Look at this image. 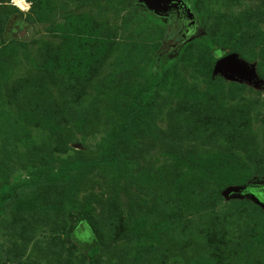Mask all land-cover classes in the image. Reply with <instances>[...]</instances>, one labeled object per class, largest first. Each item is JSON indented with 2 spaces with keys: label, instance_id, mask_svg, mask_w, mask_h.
<instances>
[{
  "label": "rangeland",
  "instance_id": "obj_1",
  "mask_svg": "<svg viewBox=\"0 0 264 264\" xmlns=\"http://www.w3.org/2000/svg\"><path fill=\"white\" fill-rule=\"evenodd\" d=\"M33 7L39 16L31 12ZM196 10L204 30L186 39L170 57L173 60L191 43L165 71L154 103L155 119L147 117L124 134L126 145L116 164L98 166L93 161L122 136L123 119L142 88L153 55L158 48L165 49L161 28L145 17L136 0H0V185L30 184L16 191L0 218V264H213L197 235L203 225L222 228L231 243L214 264H264L263 208L252 200L235 205L220 194L221 201L211 212L196 206L191 197L193 184L199 181L242 187L252 169L264 173V58L246 62L254 67L255 83L221 77L222 83L220 76L213 75V67L209 70L206 48L194 42L208 33L209 41L219 48L216 56L220 51L242 54L238 29L255 25L264 32V0H198ZM47 42L78 52V61L70 58L77 64L71 63L74 78L79 77L87 91L82 99L93 111L89 119L93 128L74 130L68 144L64 138L55 147L24 129V123L32 121V116H26L32 111L28 101L27 108L17 111L8 100L12 82L24 77ZM90 44L91 58L83 48ZM58 68L68 73L71 65L66 69L59 63ZM230 83L237 87L227 97ZM21 89L26 90L25 85ZM39 89L57 94L49 83L34 87L36 93ZM206 93L219 106L231 101L228 114L246 130V152L236 145L231 148L243 158L239 165L219 147L217 130L203 133L199 142L183 144L177 131L161 118L178 101L196 104ZM45 101L47 111L54 110L55 104L61 106L57 100ZM51 172L59 178L52 180ZM171 176L175 185L166 194ZM260 192L264 197V188ZM178 195L182 201L178 225L188 232L175 240L169 238L167 223L160 221L158 213L164 200ZM112 206L122 215L130 210L134 215L129 241L110 240ZM78 220L82 222L75 228ZM94 237L100 253L90 257Z\"/></svg>",
  "mask_w": 264,
  "mask_h": 264
},
{
  "label": "trees",
  "instance_id": "obj_2",
  "mask_svg": "<svg viewBox=\"0 0 264 264\" xmlns=\"http://www.w3.org/2000/svg\"><path fill=\"white\" fill-rule=\"evenodd\" d=\"M188 1L192 4V8L201 25L200 15L196 10L198 0ZM137 7L141 9L138 5ZM31 12H33L34 15L37 14V16L40 14L38 8L35 9L34 7ZM143 13L145 17L150 18L155 24L159 25L162 30V37L164 40L166 37V28L163 24L147 14L146 11H143ZM202 27L203 26L201 25V28ZM69 30L74 31L72 27H69ZM237 35L242 53L239 54L240 59L246 63L251 62V60H254L255 57L260 59L264 58V32H262L258 26L243 25L238 29ZM208 37L209 34L207 33L206 37L194 42L200 41L206 48V52L209 55V70H212L214 63L217 60L216 52L219 48L215 47L213 43L209 41ZM190 44L188 43L182 47L178 56L173 58V60L167 57V54H162L163 49L160 50V48H158L159 51L157 55H153L149 63L142 88L132 99L128 112L123 119V125L120 130L122 136H118L112 140L103 156L98 158L96 161H93L94 164L98 166L116 164L126 145L125 139L127 136H124V134L128 132L131 127L136 128V126H140L141 121L147 117H150L153 120L155 119L152 117L155 111L154 103L156 101L157 91L162 86L165 71L169 66L177 61V59L184 52V49ZM85 46H83L85 53L89 58H91V50L93 46L92 44L88 46L89 48ZM97 47L98 45L95 46L96 49H98ZM257 48H260L259 52H256ZM96 49L93 50L94 54ZM243 54L249 55L250 57L247 59ZM70 58H72L75 62L79 59L78 52L73 48L67 51L62 47L60 48L57 45H54L52 42H47L44 45L42 44L41 49H39L34 55L32 63L29 64V68L24 72V77H17V79L12 82L8 91L9 103H11L15 110L18 111L27 107H30L32 110L26 113L27 117L32 116V121L27 120L26 123H24V129H31L32 132L40 135L48 142H52L54 147L58 145V142L61 139L64 138H68V141L66 142V144H68L71 138H73L72 135L74 130L78 132H85L88 128L94 127L91 122L92 120H89L91 118V112L93 111L82 99L83 95H85L87 91L83 89V85L81 81H79V77L74 78V66L71 64L73 62H71ZM59 63L66 66V69H68V64L71 65V70L68 71V73L59 71ZM260 69L261 65L258 67L259 72ZM261 77L264 78L262 74ZM218 79L223 83L224 80L221 77H218ZM46 81H48L53 88L55 86L57 94H43L41 89H39L37 93L34 91V87L36 89L38 87L41 88V86H46L48 84ZM23 85H25L26 90L21 89ZM236 87L237 84L230 83L227 97L228 94L229 96L231 95L230 92ZM30 94L33 95V99L29 98ZM207 95V93L203 95V98H201L199 103L196 104L195 102L188 100L185 102L178 101L175 106L167 108L166 115L161 118H164V120L168 122V127L171 130L175 129L177 131L178 140L183 144L194 141L199 142L203 138V133L217 130V133L220 134L218 137L221 138V145L219 147L227 151L229 161L232 160L235 166L239 165L243 163V158L240 157V154L237 155L236 152V154L233 153L231 148L236 145L239 151L246 152V130L240 126L241 123L238 119H235V117L231 114H228L229 109L232 107L231 101H229V104L227 105L219 106L216 100H212L209 97L207 98ZM45 98L50 101H60L61 106L58 105L57 107L55 104L52 106L55 107L54 110L47 111V101H45ZM25 100L28 101V106L26 105ZM48 103L50 102L48 101ZM31 112L33 113L32 115ZM230 168L232 170L236 169L232 166H230ZM51 175L53 177L52 180L58 179L60 176L57 172H51ZM253 180L264 181V173L252 169L251 172L248 173L247 177L242 181V184L248 186ZM196 183L197 184H193L195 186H193L191 190V197L194 198L196 206L213 212L218 202L221 201L220 194L227 188V182H216L214 185H209L204 181ZM22 185L26 187L30 186L29 183L22 184V182L18 181H14L11 185H0V218L7 212L11 204L10 201L14 198L16 191H18ZM174 185L175 184L172 181L171 176L169 177L168 185L165 190L166 194L172 192V190L167 189L168 187H173ZM261 188H264V186L257 188L259 193H261ZM180 199H182V197H180ZM166 200H168L169 203H167ZM166 200H164L163 204L160 206L158 214L160 216V221L167 223V233L169 234V238L176 240L185 236L188 232L186 226L178 225V214L181 212L180 203L182 201L179 200V195ZM235 200L236 201L230 199L229 201L230 203L236 205V203H241V201L249 202L252 199L248 197ZM256 206L258 205L256 204ZM256 206L254 207L256 208ZM112 208L113 209L109 215L112 230L110 240L129 241L131 235L128 229H135V219L132 211L130 210L126 212V215H122V210L117 206H112ZM80 222L82 221L78 220L75 228ZM197 235L201 239L205 255L208 256L207 258L209 262L213 264L216 263L215 257L220 256L227 245L229 249V244H231L227 239V234L222 230V228L211 230L208 226L203 225V227L197 232ZM213 236L217 242L213 240ZM249 239L251 242L252 237ZM219 240H226V243L224 242L225 244L222 243L220 245V242H218ZM192 241L195 240L192 239ZM93 242L95 247L89 251L90 257H95L100 253L98 239L94 237ZM249 244H247L246 248H248Z\"/></svg>",
  "mask_w": 264,
  "mask_h": 264
},
{
  "label": "water",
  "instance_id": "obj_3",
  "mask_svg": "<svg viewBox=\"0 0 264 264\" xmlns=\"http://www.w3.org/2000/svg\"><path fill=\"white\" fill-rule=\"evenodd\" d=\"M138 6L142 7L147 14L162 19L167 14L170 6L178 8L185 7L181 0H136ZM190 5V4H189ZM203 30V29H201ZM204 34V32H203ZM219 56L213 66V75L220 76L225 79L235 81H252L255 83L257 77L254 67H248L247 64L240 59L238 54L219 52ZM264 186L263 180L253 181L248 186L227 187L221 193L225 200L244 199L250 197L255 204L264 209V197L259 193V187Z\"/></svg>",
  "mask_w": 264,
  "mask_h": 264
},
{
  "label": "flooded vegetation",
  "instance_id": "obj_4",
  "mask_svg": "<svg viewBox=\"0 0 264 264\" xmlns=\"http://www.w3.org/2000/svg\"><path fill=\"white\" fill-rule=\"evenodd\" d=\"M181 1L185 4V7L179 6L175 8L170 6L167 14H165L162 19H155L161 22L166 28V37L163 46L165 49H163L162 54H164V51L169 47V51L172 53L170 55L167 50V57L169 58L173 55L175 49L183 44L186 39L192 36H198L200 32H202L201 25L192 8V4L188 0ZM141 9L144 10L142 7Z\"/></svg>",
  "mask_w": 264,
  "mask_h": 264
}]
</instances>
